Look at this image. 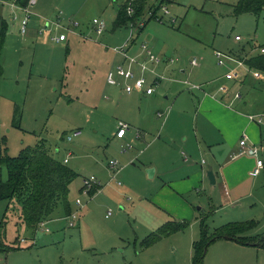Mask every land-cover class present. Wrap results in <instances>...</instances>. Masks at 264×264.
Listing matches in <instances>:
<instances>
[{
  "label": "rangeland",
  "instance_id": "1",
  "mask_svg": "<svg viewBox=\"0 0 264 264\" xmlns=\"http://www.w3.org/2000/svg\"><path fill=\"white\" fill-rule=\"evenodd\" d=\"M126 1L39 0L46 11L33 15L28 34L22 37L13 32L7 36L10 44L1 59L4 75L0 79V121L4 119L7 125L0 124V156L4 153L17 156L23 148L41 141L46 142L49 150L60 149L59 152L51 150L58 158L67 150L73 152L68 165L80 170L75 169L79 175L70 186L69 200L73 212L82 217L79 214V225L69 227L64 216L66 212L60 205L53 215L55 221H47L45 227L34 232L22 222L17 201L10 204L5 215L9 203L0 200V224L3 219L5 221L0 235V264H193V243L200 239L203 226L209 227L210 236L234 233L253 243L264 237V171L259 176L248 174V183L256 185L255 190L242 200L244 207H235L227 199L226 182L225 187L219 182L211 184L208 176L204 184L198 183V192L182 193L168 183L172 180L168 174L149 179L147 171L141 168L140 160L143 159L133 155L140 148L137 151L135 146L129 148L114 136L118 121L129 122L141 106L136 101L125 105L122 97H127V92L124 88L106 83V74L113 65L111 48L124 43L131 28L139 31L132 22L112 31L117 10ZM238 1L172 0L162 4L159 0H145L143 20L147 21L150 10L158 8L157 18L148 22L139 40H145L144 35L149 33V40L156 44L155 56L162 61L174 58L176 64L183 61L187 73H192L190 76L185 73V79L197 82L206 75L204 71L215 78L226 71L225 66L218 64L215 49L237 56L242 47L264 45V10L259 15L237 14L234 5ZM165 7L169 14L165 13ZM1 15L9 16L0 2ZM59 18L62 26L53 22ZM94 18L105 19L107 23L102 35L95 33ZM173 18L176 22H172ZM71 21H78L82 32L71 33L69 28L78 27L71 25ZM43 22L49 23V32L45 26L40 32ZM137 24L140 26V21ZM117 31V37L111 38ZM237 34L242 37L241 41H236ZM194 58L207 70L192 66ZM176 69L166 71V76L180 73ZM135 72L139 75V70ZM236 83L233 90L239 91L243 100L235 106L243 110L249 122H242L233 130L239 129L242 135V130L249 132L244 127L250 123L251 132L262 134L263 144H257L261 152L264 124L259 126L248 114L264 112V80L259 84L253 78ZM161 91L163 87H159L158 93ZM174 92L169 91V100H173ZM137 98L142 99L141 96ZM193 98L195 104H189L187 110L197 108L198 100L195 95ZM14 103L22 111L21 128L12 126ZM157 111L164 112L155 105L154 112ZM190 111L181 122L178 140L183 139L185 133L190 137L194 133L196 113ZM76 128H81L83 134L68 141L67 135ZM164 134L161 139L171 140L172 135L166 137ZM252 156L245 153L232 158L230 163L248 170L247 164L253 163ZM132 157L134 163L130 162ZM208 158L204 153L192 160L201 165L203 159L207 161ZM260 158L264 161L262 152ZM112 160L118 161L122 168L118 174L121 184L112 181L106 185L112 175L107 171ZM203 165L210 170L207 162ZM231 168L233 166H225V170ZM90 175L97 177L104 186L92 196L79 189L83 177ZM7 178V169L0 162V180ZM112 188L120 192L119 198ZM77 199L82 201L83 207L77 205ZM109 209L112 213L107 217ZM59 216L63 217L58 223ZM166 222L186 226L149 248L141 249V241ZM46 227L48 232L44 231ZM226 241H229L226 237L219 238L210 244L202 264H264V245L253 244L237 254L221 250L220 245Z\"/></svg>",
  "mask_w": 264,
  "mask_h": 264
},
{
  "label": "crops",
  "instance_id": "2",
  "mask_svg": "<svg viewBox=\"0 0 264 264\" xmlns=\"http://www.w3.org/2000/svg\"><path fill=\"white\" fill-rule=\"evenodd\" d=\"M13 1L14 0H9L6 3L0 1L2 3V6L7 8L9 14V16L7 17L5 15L0 16L1 27L2 24L5 23L7 28L1 59L3 54H6V49L9 47L10 44L9 40H7V36L9 33L12 34L13 32H16L22 37L28 34V27L27 31L24 34L20 31V22L21 19L24 17V14L21 11L16 10V8L13 6ZM119 9L117 11H119ZM31 10L32 15L30 21L33 15L37 13V11H46L41 8V5H39V0H36V3ZM143 18L144 17H142V20ZM143 21L145 22L143 26H139L138 24L135 25L136 28L138 27L139 31L134 32V29L131 28L129 36L124 40L125 42L120 45L127 46L130 55L135 58V61L131 62V60L125 59L124 57H122V55L116 53L114 49L120 46L112 47L111 49L113 50V65L108 69V71H110L111 69H115L116 66L119 64H123L126 67H129L135 71L136 69L139 70V75H145L148 79H153L156 77V75H162L163 78L160 79L161 84L159 83L158 86H156L155 92L153 94H145L144 92L133 91L131 93L127 92V97H122V99H124L123 103H125V105L136 101V103H138L137 105H139L140 103L141 106H138V114L135 115L133 118H130L129 122L126 121L130 124V128L126 131L125 135L123 137H118L116 135V132L114 136H116V138L121 141V143H126L127 146L131 145L132 148L135 146L136 151L140 148L138 152L134 153L133 155L136 157V159H138V157L139 159H143L140 160V164L142 165L141 168L145 171L147 168H154V173L152 174V177H148L147 173V177L149 179L156 178L159 175L168 174L172 178V180H169L168 183L175 186L178 189L179 193H182L181 191H199L197 185L200 182L204 184L205 176H207V171L209 170L203 165L207 162L208 165H210V170H213L216 176V183L219 182V184L221 183L224 186V182H226L228 189L225 190V193L228 194L227 199L230 200L231 204L235 207H244L242 204V200L246 197H249L251 193L254 192V187H256V185L254 184H252V186L251 184L249 185L248 176L252 174L253 169L256 168L257 159L260 158L261 152L262 154H264V145H262V134L260 136L255 132H251L250 123H247L244 128L249 129V132L242 130V135L246 132L248 133L247 135L249 136V139L252 143H255L256 145L258 143H262L260 144L262 145V151L260 152L259 150L258 156L256 158L251 155L252 157H250V159L253 160V163L247 164L248 170H243L237 165H231L230 161L232 158H237L238 156L245 154L241 151L242 149L240 146V140L242 138V135L240 134L241 131L238 132L239 129L233 130V128L235 126L239 127L242 122H249V120L245 117L246 114L243 112V110L235 106L237 102H242L243 96L239 91L233 89L236 87V82H245L248 79L252 78L255 81H258L259 84L261 81L264 80V73L256 69H251L246 64L243 66H237L233 62H229L228 65L225 66L226 71L224 73H221L219 76L212 78L210 77V75L207 74V72L204 71L203 73L206 75L202 76V78L197 82H191L189 79H185L183 76L185 73H187V68L183 61L176 64L174 62L176 59L172 58L174 59V61L163 60L157 63L148 56L146 51L143 49L142 45H146L148 49L151 50L152 54L155 55L156 53L154 52V49H156V44L152 43L149 40V38L151 37L149 33L144 35L143 38L145 40H139L140 35L143 34L144 30L148 28V21ZM44 26L46 28V31L49 32L50 25L49 23L45 22L42 23V28L40 29V32L44 31ZM79 26L71 27V33H79L78 31H81L79 30ZM124 26H127V24ZM118 28L120 27H115L113 25L112 31H116ZM118 33V31L112 33L111 38L115 39ZM260 47H264V45ZM260 47L257 48L255 46H250L249 49L246 47H242L240 54L238 53L236 57L243 59L245 56L252 55L255 52H260ZM215 51L216 49L214 50V53ZM14 52H16V50H14ZM194 59L197 61V64L192 63ZM194 59L191 60L192 66H201V68L203 67L204 70H207L205 66H202V64L199 63L196 58ZM173 62L175 64L171 65L173 64ZM176 68L179 69L180 73H173L172 77L166 76V71L177 70ZM230 70H234V72L238 73V76L233 79H228L226 77V74ZM187 74L189 76L192 75L191 72H188ZM3 75L4 74H2V77ZM29 80H31L30 76ZM119 82V86H122L124 88L123 80L121 78H119ZM188 83L197 85L199 87L193 88ZM159 87H163L164 89V91H161L162 94L158 93ZM223 87H226V91H222ZM169 91H175L173 100H169ZM133 94L136 96L135 98L133 97ZM236 94H240V98H236ZM194 95L198 100V106L195 109L193 108L194 110H187L189 104H195L193 98ZM140 96L142 97L141 100L137 98ZM13 105L15 106V109L12 115V126L21 128L22 111L20 112L18 110L17 104L14 103ZM155 105L160 106L166 113L160 111L154 112ZM234 106L236 108H233ZM189 111H195L196 113L195 127L193 128L194 133L192 134V137L185 133V137L181 140H178L177 137L178 135L180 136L179 129L181 128V122L186 116L185 113ZM16 114L20 115L21 123L19 124H16L14 122ZM249 115L251 114H248V117ZM161 118L163 119L162 124L160 126L162 130L161 132H159L160 130H158V126L160 125ZM0 124L6 126L7 122H5V120L3 119L2 121H0ZM258 125L260 126L263 124ZM155 131L158 132L154 134ZM159 133H165L164 135H166V137L167 134L172 135V138L171 140H168L167 138L161 139L162 134ZM50 150H55L56 152L60 151V149L58 148H50ZM70 152V150H67L63 157L59 159L64 160ZM124 152H126V148L124 149ZM204 153L209 156V160L206 161L203 159L201 165L192 160V158H196L198 155ZM72 157L73 154L69 156V161L67 165L71 162ZM161 158H163V161L160 160ZM133 161L134 158L132 157L130 162L134 163ZM225 166H233V168H231L230 170H225ZM74 168L80 170V168H77L76 166ZM75 169L73 170L76 171ZM107 169V171L110 172V174L112 175L110 176V180L106 185H110L112 181L114 184H121L118 180V174L122 170V168L118 165L119 172L117 174V177H114L113 170L110 168V166H108ZM241 170H243V172H241ZM263 171L264 168L260 171L258 176L261 175ZM76 172L78 173V171ZM81 188L82 184L79 189L81 190ZM103 188L104 186L102 185L100 191H102ZM111 190L117 195V197L119 196L120 192H117L113 188ZM111 195L116 198V195ZM90 211L91 210H89V212ZM66 215L64 216L67 217ZM80 216L82 217L81 214ZM61 217L63 216H59L56 220ZM54 221L55 217H52L48 220V222L50 223H53ZM57 222L59 223L61 222V220H58ZM77 225H79V221ZM226 240L229 241H226L227 243H222V245H220L221 250L227 249L228 251L237 254H241V252L249 248V246H254L253 244L240 243L234 239L226 238ZM172 249H175V247H173ZM227 264H230V262Z\"/></svg>",
  "mask_w": 264,
  "mask_h": 264
},
{
  "label": "trees",
  "instance_id": "3",
  "mask_svg": "<svg viewBox=\"0 0 264 264\" xmlns=\"http://www.w3.org/2000/svg\"><path fill=\"white\" fill-rule=\"evenodd\" d=\"M159 1L164 4L172 0ZM19 2L25 5L28 0H20ZM129 5L134 8V12L131 15L128 14ZM145 5V0H127L117 12L114 26L121 27L129 22L136 25L142 19ZM157 10L158 8L147 19L148 22L154 18ZM234 10L237 14L254 13L259 15L264 10V0H239L234 5ZM6 29V24L3 23L0 32V59L5 42ZM244 62L249 68L264 73V53L257 52L245 56ZM2 74L3 67L0 60V79ZM19 117L20 115L16 114L14 120L16 124L20 123ZM0 162L6 167L8 172L7 180H0V200H7L9 203L5 215L10 204L13 201H17L21 207L22 222L36 232L42 221H48L53 217L58 206L62 205L67 215L72 212V205L69 200L70 186L77 178L78 173L63 160L57 158L55 152L49 150L46 142L41 141L36 143L35 146H27L17 156H10L4 153L0 157ZM95 192L94 188L91 191L92 195ZM4 222L3 219L0 224V235ZM185 226L184 223L172 224V222H169L164 224L141 241V249L149 248L164 236L177 232ZM208 228V226H203L200 239L193 243L192 260L194 264H202L207 247L219 238L228 237L243 244L264 245V237L259 239L258 243H253L234 233H214L210 236ZM127 264L132 263L128 262Z\"/></svg>",
  "mask_w": 264,
  "mask_h": 264
},
{
  "label": "built area",
  "instance_id": "4",
  "mask_svg": "<svg viewBox=\"0 0 264 264\" xmlns=\"http://www.w3.org/2000/svg\"><path fill=\"white\" fill-rule=\"evenodd\" d=\"M0 1L6 3L9 0H0ZM19 1L20 0H14L13 6L16 8L17 11H21L24 14V17L21 19V22H20V31L24 34L27 31V27H28V24H29L31 15H32L31 9L35 5L36 0H28V2L25 5L21 4ZM164 11L166 14L170 13L168 8H166V7L164 8ZM133 12H134L133 6L129 5L128 6V14L131 15V14H133ZM148 15H149V17H151L153 15V11L150 10L148 12ZM154 17L157 18L156 15ZM53 22L57 26H62L60 18L58 20L53 21ZM172 22H176V18H173ZM92 23H93V28L95 30V33L97 35H102L105 32L106 27H107V23H106L105 19L94 18ZM144 23L145 22L141 19L140 20V26H143ZM70 24L73 26H79L78 21H71ZM63 27H65V26H63ZM69 30L72 32L71 28H69ZM235 39H236V41H240V40H242V37L240 35H235ZM54 40L59 41L60 38H54ZM142 47L152 60H154L157 63L162 61L160 58L153 55L151 50H149L146 45L143 44ZM114 50L116 53L122 55V57H124L125 59H129V60H131V62L135 61V58H133L130 55L127 46H125V45L120 46V47L115 48ZM259 50L261 53H264V47H260ZM215 55H216V58H217L219 65L226 66L228 62H233L237 66L245 65L244 58L243 59L237 58L234 55L224 53V52L219 51V50L215 51ZM169 60L174 61V59H169ZM192 63L197 64V61L194 59L192 61ZM237 76H238V73L234 72V70H230L226 74V77L228 79H233V78H236ZM119 78H121L123 80L124 90L128 93H131L133 91H137V92H144L145 94H153L155 92L156 86L160 83V79H162L163 76L162 75H156L155 78L149 80L145 75H142V74L137 75L133 69L126 67L123 64H119L116 66L115 69H111L110 71H108L107 83L109 85H119L120 84ZM188 84L191 85L193 88L199 87V86L193 85L191 83H188ZM222 91H226V87H223ZM235 97L240 98V94H236ZM249 119L252 120L253 122L258 123V124H264V112L260 113V114H251V115H249ZM129 128H130V124L128 122L120 120L118 122V125H117L116 135L118 137H123L125 135L126 131L129 130ZM82 134H83V130L81 128L73 129L71 131V133L67 135V140L72 141L75 138L80 137ZM138 136H139V134H138ZM240 146L242 149L241 151L243 153H248V154L254 155L256 157L258 156L260 148L255 143H252L250 141L247 133H244L242 135V138L240 140ZM128 147L130 148L131 145H128ZM71 154L72 153L70 152L68 154V156L63 160L65 163H68L69 156ZM109 166L113 170L114 177H117V174L119 172L118 161H115V160L110 161ZM262 168H263V160L258 158L256 168L252 171V174L253 175L259 174ZM101 186H102L101 182L94 175H90L88 177H83L81 192H83L84 194H90V196H92L91 191L94 190V188H95V191H96L95 193L100 192ZM76 202H77L78 206H80V207L83 206V203L80 199H77ZM111 213H112V210L109 209L106 216L108 217ZM78 216H79L78 212L72 211L66 217L69 227H75L78 224V221H79ZM46 224H47V221H42L39 224V226L37 227V230L40 227H45ZM44 231L48 232L49 228L48 227L44 228Z\"/></svg>",
  "mask_w": 264,
  "mask_h": 264
},
{
  "label": "water",
  "instance_id": "5",
  "mask_svg": "<svg viewBox=\"0 0 264 264\" xmlns=\"http://www.w3.org/2000/svg\"><path fill=\"white\" fill-rule=\"evenodd\" d=\"M146 171L148 173V176L152 177V174L154 173V168L153 167L152 168H147ZM207 176H208V178H209V180H210V182L212 184L216 183V176H215L213 170H208L207 171ZM226 238H228V237H226ZM229 239H232V238H229Z\"/></svg>",
  "mask_w": 264,
  "mask_h": 264
}]
</instances>
